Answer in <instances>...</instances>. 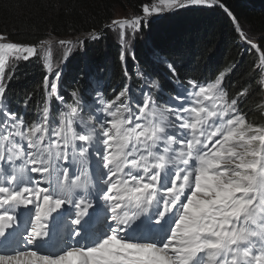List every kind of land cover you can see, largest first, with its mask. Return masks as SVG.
Masks as SVG:
<instances>
[{"label":"snow or ice","instance_id":"6c2138e0","mask_svg":"<svg viewBox=\"0 0 264 264\" xmlns=\"http://www.w3.org/2000/svg\"><path fill=\"white\" fill-rule=\"evenodd\" d=\"M217 6L244 50L259 53L264 72V46L221 0L145 3L142 15L60 40L68 47L58 67L41 55L50 40L21 43L0 33V264H264V124L249 122L244 107L264 88V76L234 95L225 79L236 64L185 83L153 38L164 14ZM117 27L125 75L131 53L143 81L138 94L127 84L109 94L106 83L84 73L69 101L75 46ZM142 33L150 74L134 47ZM33 58L44 101L29 123L5 93L20 62Z\"/></svg>","mask_w":264,"mask_h":264},{"label":"trees","instance_id":"16d2710c","mask_svg":"<svg viewBox=\"0 0 264 264\" xmlns=\"http://www.w3.org/2000/svg\"><path fill=\"white\" fill-rule=\"evenodd\" d=\"M152 1L0 0V33L8 34L12 41L21 43L37 44L40 40L67 38H76V41L77 38L83 39L93 28L99 30L109 23L117 9L141 13V5ZM221 2L236 17L244 32L264 46V0ZM153 38L169 59L174 60L181 69L180 74L184 76L185 83L189 77H207L212 72H219L236 64L238 67L225 79V87L234 95L242 88H255L259 79L264 76V72L258 71L259 53L252 49L244 50L245 45L233 30L232 19L218 6L166 13L154 24ZM141 44L142 38L137 36L134 47L137 49L139 66L150 74L151 67L144 63ZM75 47L78 50L67 61L68 78L75 77L70 85L77 84L76 81L82 82L84 73H103L107 81L114 75L123 77L119 52L124 46L112 37L109 29L104 31L102 38ZM59 54L55 55L54 67L60 63ZM131 60L130 53V74L133 67ZM8 71L11 74V68ZM159 79L160 77L155 76L152 80ZM5 81L7 82V77ZM165 92L172 94L170 87H166ZM153 93L154 96L157 95L156 88ZM5 98L17 104L28 100L27 107L31 111L42 107V76L35 58L31 63L20 62L15 75L7 82ZM263 101L264 88L248 96L244 107L249 109V122L264 124V109L261 108Z\"/></svg>","mask_w":264,"mask_h":264},{"label":"rangeland","instance_id":"374dc122","mask_svg":"<svg viewBox=\"0 0 264 264\" xmlns=\"http://www.w3.org/2000/svg\"><path fill=\"white\" fill-rule=\"evenodd\" d=\"M136 14H141L142 15V12L141 13H131L129 11H122L120 9H117L115 11L114 17L111 19V21L112 20H118V19H124V18H131L132 16H134ZM109 30H110V33H111L112 37L115 38L117 41L120 42V44H122L124 46L123 42L120 39V29L117 27L115 30H113V29H109ZM137 36H140L142 38L141 34H138ZM75 39H73V38L72 39H68V38L67 39H49L50 43L48 45H45V48L42 51L41 55L50 57L51 62H54V59L56 58L55 55H58L59 53H60L59 56L64 54V52L66 51V49L68 47V46L62 47L59 44V41L60 40H72V41H75ZM129 39H131L130 30H129ZM11 60H14V59L10 58L9 59V63H10Z\"/></svg>","mask_w":264,"mask_h":264}]
</instances>
